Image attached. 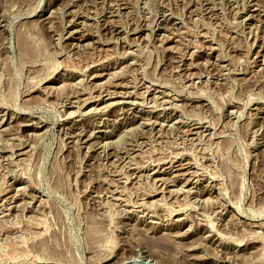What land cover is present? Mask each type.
<instances>
[{
	"label": "rangeland",
	"instance_id": "374dc122",
	"mask_svg": "<svg viewBox=\"0 0 264 264\" xmlns=\"http://www.w3.org/2000/svg\"><path fill=\"white\" fill-rule=\"evenodd\" d=\"M0 130V264H264V0H0Z\"/></svg>",
	"mask_w": 264,
	"mask_h": 264
},
{
	"label": "bare ground",
	"instance_id": "6f19581e",
	"mask_svg": "<svg viewBox=\"0 0 264 264\" xmlns=\"http://www.w3.org/2000/svg\"><path fill=\"white\" fill-rule=\"evenodd\" d=\"M90 46V45H89ZM195 51V50H194ZM221 68V67H220ZM121 94V93H120ZM111 98V97H110ZM114 99V98H113ZM102 100V99H101ZM164 105V104H163ZM108 106V105H106ZM152 106V105H151ZM26 125V128L29 129L30 131H39L41 129V127H37L36 125L35 126H29L30 123L27 125V123L25 124ZM146 125V123H145ZM132 130V129H131ZM1 131V130H0ZM213 139V138H212ZM103 146V145H102ZM30 147V146H29ZM186 173V172H185ZM175 176V175H174ZM166 180V179H165ZM187 182V181H186ZM179 190V189H178ZM178 194V193H177ZM14 207V206H13ZM184 210V209H183ZM165 211V210H164ZM169 213V212H168ZM217 213V212H216ZM40 221V220H39ZM246 227V226H245ZM197 248V247H196ZM220 251V250H219Z\"/></svg>",
	"mask_w": 264,
	"mask_h": 264
}]
</instances>
